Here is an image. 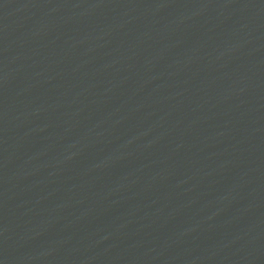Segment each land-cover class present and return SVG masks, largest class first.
Instances as JSON below:
<instances>
[{"label": "water", "instance_id": "1", "mask_svg": "<svg viewBox=\"0 0 264 264\" xmlns=\"http://www.w3.org/2000/svg\"><path fill=\"white\" fill-rule=\"evenodd\" d=\"M0 264H264V97L0 105Z\"/></svg>", "mask_w": 264, "mask_h": 264}]
</instances>
